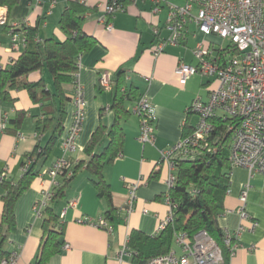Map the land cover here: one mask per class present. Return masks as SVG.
<instances>
[{"label": "crops", "instance_id": "crops-1", "mask_svg": "<svg viewBox=\"0 0 264 264\" xmlns=\"http://www.w3.org/2000/svg\"><path fill=\"white\" fill-rule=\"evenodd\" d=\"M71 1L79 2L88 8L83 24L84 31L93 36L95 44L78 59L79 78L84 86L87 101V116L77 140L78 151L73 158L89 160L84 148L100 122L110 127L115 119L111 108L114 88L105 90L99 85L101 74L108 71L112 80L119 72L127 83L133 84L140 95L147 94L155 106L156 141L154 144L138 140L140 117L133 112L138 99L128 100L130 117L123 123L125 139L123 150L114 161L106 163L104 174L113 191L118 219H107V204L98 196L90 174L83 167L73 179L66 195L57 202V212L64 228V241L70 248L62 247L61 252L51 256L45 264H147L146 260H136L133 251L123 252L130 233L137 229L153 236L160 222L168 215L169 193L166 178L167 165L161 163V151L171 148L186 131L197 123L195 114H188L187 108L197 96L207 100L216 81L210 77L196 74L185 85L180 84L176 68L180 62L197 65L194 48L198 39L213 45V55H217V45L222 41L215 35L205 36L196 25L191 24L179 44H167L158 55L153 47L170 36L166 28L169 7L153 11L151 0H119L127 11L118 12L114 17L101 18L105 7L111 0H19L12 9L0 6V23H14L29 20V25L18 27L23 32L27 27L36 28L37 40L54 38L64 41L67 34L60 27V19ZM183 4V0H170ZM112 29L107 28V22ZM153 26L160 28L156 35ZM25 49L21 43L12 48L10 30L0 34V65H6L17 58ZM47 74L49 75L47 77ZM31 75V80L39 78ZM50 87L51 75L43 72ZM70 96L74 94V84L66 85ZM15 100L0 99V123L7 117V128L0 131V175L7 168V180L18 181L24 174L23 165L35 145L45 146L50 132L38 134V119H43L41 107L36 105L27 90L10 91ZM103 110V111H102ZM74 105L67 104L64 129L56 140L49 156L39 160L37 169L41 173L63 155L62 140L73 119ZM19 118L18 128L9 121ZM23 134V138L18 137ZM106 140L97 152L107 145ZM37 176L30 187L19 197L15 205L16 229L9 234L5 249L18 252L17 264H36L41 250L44 217H38L34 205L43 197L45 188L60 187L66 177L58 175L56 184L48 176ZM139 181L133 211L126 212L129 190L133 182ZM248 189L247 202L241 201V193ZM5 190L0 184V220L3 212L2 197ZM64 216L62 217V214ZM244 213V215H243ZM85 217L98 219L104 217L112 232L107 228L96 227L80 222ZM219 225L233 235L235 249L230 254L228 264H264V175L251 174L244 167H234L231 184L225 198V209L219 217ZM171 250L179 251L174 239ZM132 251V252H131Z\"/></svg>", "mask_w": 264, "mask_h": 264}, {"label": "built area", "instance_id": "built-area-1", "mask_svg": "<svg viewBox=\"0 0 264 264\" xmlns=\"http://www.w3.org/2000/svg\"><path fill=\"white\" fill-rule=\"evenodd\" d=\"M154 4L153 11L158 13L162 7H169L166 28L170 36L160 40L153 47V53L158 55L164 51L167 44H179L185 37L191 24L205 36L215 35L222 42L217 47V55L214 56L213 45L206 40H199L193 50L198 60L197 65L180 62L176 68L179 82L185 85L188 79L196 74L210 77L216 81V86L210 91L207 100L197 96L191 103L188 111L198 116V121L188 135L179 139L171 148L161 151V163L167 165L168 175L166 184L168 188L176 182V161L179 157L188 155L198 148L202 142L215 130L214 119L218 116L230 117L238 120L234 130L233 147L230 160L234 167H244L251 174L264 175V0H183V4H177L170 0H151ZM127 11V7L119 0H111L105 7L106 17H114L118 12ZM29 20L14 23L10 29L11 44L17 49L22 43L26 46L27 32H18V27L28 26ZM107 28L112 29V23L107 22ZM156 35H160V28L153 26ZM228 41L227 46L223 41ZM38 41H43L38 38ZM232 52L228 57L227 52ZM0 65V70L2 69ZM78 70L74 74L73 119L66 135L62 140L63 155L44 170L40 177L48 176L53 184L56 178L63 172L69 177L74 175V167L79 159L73 158L78 151L77 140L83 129L87 116V101L83 84L79 78ZM99 85L105 90L113 88L111 74L105 71L99 78ZM133 112L140 117V131L138 140L144 144H154L156 141L155 106L147 94H143L135 106ZM7 117L0 123V129L7 126ZM23 138L22 133H18ZM31 164L29 160L24 166L26 171ZM8 177L6 168L0 175V184ZM140 182H133L129 190V199L126 212L133 211L136 191ZM54 189L49 187L43 191V197L34 205V211L38 217H43L44 210L54 197ZM248 189L241 193V201L247 202ZM169 205L168 215L160 222L155 234H160L172 221L177 205L172 201L170 193L166 196ZM244 215V213H243ZM64 213L62 214V217ZM80 222L100 228H107L112 232L108 221L104 217L94 219L85 217ZM224 242L230 248L231 253L235 249L233 235L224 230ZM179 251L171 250L169 253L152 257L147 264H225L221 247L215 239L206 231L200 230L192 237L186 232L176 236ZM66 249L70 248L65 244ZM129 251L126 244L123 252ZM132 252V251H131ZM18 252H12L4 258L0 264H17Z\"/></svg>", "mask_w": 264, "mask_h": 264}, {"label": "trees", "instance_id": "trees-1", "mask_svg": "<svg viewBox=\"0 0 264 264\" xmlns=\"http://www.w3.org/2000/svg\"><path fill=\"white\" fill-rule=\"evenodd\" d=\"M18 2L19 0H0V6L10 10ZM87 11L85 5L76 1L70 2L60 19V27L67 34L64 41L54 38L38 41L36 28H25L28 39L24 51L13 61L3 65L0 70V99L15 100L10 96V91L27 90L32 101L42 110L43 119H38V134L50 132L45 146L37 143L28 154L24 165L29 160L31 164L23 176L18 181L6 179L2 183L5 194L2 197L3 212L0 220V263L11 254L5 249V244L9 234L16 229V202L41 173V170L36 168L39 160L49 156L64 129L67 104L73 102L74 96V94L70 96L66 85L69 83L75 85L74 74L78 70V59L96 42L95 38L83 29ZM10 29L8 21L0 23V34ZM45 70L52 77V87L43 77ZM35 73L40 75L39 78L31 80V75ZM112 82L114 99L111 108L115 112L113 124L108 127L100 122L84 148L90 158L79 160L74 167L73 176L69 177L66 172L61 173L65 175L66 180L60 187H55L54 197L44 210L41 250L36 264H45L51 256L61 252L65 245L63 237L65 232L57 212V202L66 195L71 182L83 167L90 174L98 196L107 204L105 213L107 219L115 222L119 217L113 191L105 178L104 167L106 163L114 161L123 150L125 139L123 123L131 115L126 107L127 101L140 98L143 94L140 95L133 84L127 83L123 72H119L118 78ZM189 107L188 114H193L188 111ZM9 122L15 125L14 131L17 130L19 118ZM214 122L216 128L205 141L176 161V182L169 189L170 197L177 205L173 221L157 236H149L137 229L130 233L127 245L133 251L136 260L147 261L152 257L169 253L179 233L186 232L192 237L200 230H206L221 247L225 264L229 263L231 250L224 242L219 217L225 209V198L231 184V172L234 168L230 160L234 141L232 126H236L238 120L218 116ZM193 127L182 137L191 133ZM6 129L9 128L6 126L4 131ZM106 140L107 145L101 152H97L98 147Z\"/></svg>", "mask_w": 264, "mask_h": 264}, {"label": "rangeland", "instance_id": "rangeland-1", "mask_svg": "<svg viewBox=\"0 0 264 264\" xmlns=\"http://www.w3.org/2000/svg\"><path fill=\"white\" fill-rule=\"evenodd\" d=\"M199 40H200V39H198V41H199ZM228 44H229V42H228V41H226V40H225V41H223V45L227 46ZM227 56H228V57H231V56H232V52H230V51H229V52H227ZM48 76H49V75L47 74V77H48Z\"/></svg>", "mask_w": 264, "mask_h": 264}]
</instances>
